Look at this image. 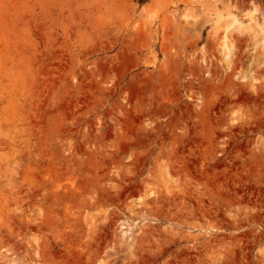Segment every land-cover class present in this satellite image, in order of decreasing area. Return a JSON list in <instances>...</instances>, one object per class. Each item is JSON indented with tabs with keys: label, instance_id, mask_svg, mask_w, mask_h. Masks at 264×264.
Returning <instances> with one entry per match:
<instances>
[{
	"label": "rangeland",
	"instance_id": "rangeland-1",
	"mask_svg": "<svg viewBox=\"0 0 264 264\" xmlns=\"http://www.w3.org/2000/svg\"><path fill=\"white\" fill-rule=\"evenodd\" d=\"M262 19L0 0V264H264Z\"/></svg>",
	"mask_w": 264,
	"mask_h": 264
},
{
	"label": "bare ground",
	"instance_id": "bare-ground-1",
	"mask_svg": "<svg viewBox=\"0 0 264 264\" xmlns=\"http://www.w3.org/2000/svg\"><path fill=\"white\" fill-rule=\"evenodd\" d=\"M107 2H108V1H107ZM189 2H190V1H189ZM195 2H196V0H195ZM215 2H216V1H214V3H215ZM222 2H223V1H222ZM224 2H225V1H224ZM237 2H238V1H237ZM237 2H236V3H237ZM227 3H229V2H227ZM107 4H108V3H107ZM185 4H186V3H185ZM192 4H194V3H192ZM205 4H206V3H205ZM232 4H234V3H232ZM238 4H239V3H238ZM105 5H106V4H105ZM198 5H199V4H198ZM210 5H211V4H210ZM210 5H209V7H210ZM230 5H231V4H230ZM230 5H227V6H230ZM239 6H240V5H239ZM211 7H212V6H211ZM229 8H230V7H229ZM209 11H210V10H209ZM211 11H212V10H211ZM213 11H214V9H213ZM184 12H185V11H184ZM191 12H192V11H191ZM217 12H218V10H217ZM217 12H216V13H217ZM229 12H230V11H229ZM232 12H233V11H232ZM242 12H243V11H242ZM186 13H187V12H186ZM208 13H209V12H208ZM192 14H193V12H192ZM199 14H200V13H199ZM210 14H211V13H210ZM226 14H228V12H227ZM220 15H221V14H220ZM220 15H219V14H218V16L216 15L217 17L215 16L214 18L216 19V18H218ZM224 15H225V14H224ZM228 15H229V14H228ZM251 15H252V14H251ZM183 16H184V15H183ZM183 16H182V17H183ZM203 16H204V14H203ZM205 16H206V15H205ZM249 16H250V15H249ZM220 17L223 18L222 15H221ZM165 18H166V17H165ZM206 18H207V17H205V19H206ZM254 18H255V17H254ZM257 18H258V17H257ZM260 18H261V17H260ZM194 19H195V18H194ZM212 19H213V17H212ZM219 19H220V18H218L217 21H218ZM229 19H231V18H229ZM166 20H168V19H166ZM187 20H188V19H187ZM195 20H196V19H195ZM213 20H214V19H213ZM220 20H221V19H220ZM220 20H219V21H220ZM255 20H256V19H255ZM204 21H205V20H204ZM206 21H207V23H208L209 21H210V23H211L212 20H210V18H209V19L206 20ZM206 21H205V22H206ZM215 21H216V20H215ZM215 21H213V22H215ZM217 21H216V22H217ZM229 21H230V20H229ZM229 21H227V22H229ZM260 21H262V24H261L262 26L260 25V23H259V24H250V25L248 26V28H250L251 30H253V36H254V38H255L256 35H258V36L261 35V36H262V39L264 40V19H262V20H260ZM221 22L224 23L223 21H221ZM232 22H233V24L235 23V27H236L237 29H241V30H242V27H241L242 25H241L240 23L237 24L239 21H238L235 17H232L230 23L232 24ZM217 24H220V25H221L220 22L217 23ZM217 24H214V25L212 24V26L214 27V26L216 25V26L218 27ZM231 24H230L229 26H232V27H233L234 25H233V24L231 25ZM183 25H184V24H183ZM204 25H205V24H204ZM204 25H203V26H204ZM236 25H237V26H236ZM201 26H202V25H201ZM203 26H202V27H203ZM221 26H224V24H222ZM229 26H228V27H229ZM235 27H234V28H235ZM200 28H201V27H200ZM225 28H226V27H225ZM214 29H215V27H214L213 29H210V31H211V30L214 31ZM226 29H227V28H226ZM226 29H224V30H226ZM228 29H229V28H228ZM216 30H218V28H216V29H215V32H213V33L215 34V36H216V34H217V36H216V40H215V43H217V42L220 41V42H219V46L222 47L225 51L230 52V51H229V50H230V46H229V44L227 43V42H229V40H228L229 35H225V34H224V32H226L227 30H226V31H223L222 34H220L219 32H216ZM219 30H220V29H219ZM235 30H236V29H235ZM199 31H200V30H199ZM201 31H202V30H201ZM221 31H222V30H220V32H221ZM236 31H237V30H236ZM238 31L240 32V30H238ZM230 32H231V31H230ZM246 32H249V31L247 30ZM213 33H212V35H214ZM249 33H250V32H249ZM219 34H220L221 36H220ZM241 34H242V33H241ZM250 34H251V33H250ZM218 35H219V37H218ZM247 35H248V34H247ZM184 36H185V39H186L187 41H189L188 39H190V40L193 42L192 44H195V42L197 43V41L199 40V36H200V34H199V32H196V31H184ZM207 36H209V34H208ZM227 36H228V37H227ZM241 36H242V35H241ZM258 36H256V37H257V39H260V40H259V42H260V41H261V36H260V38H258ZM210 37H212L211 34H210ZM207 38H209V37H207ZM236 38H237V37H236ZM249 38H250V37H249ZM213 39H214V38H213ZM213 39H212V40H213ZM239 39H240V38H239ZM255 39H256V38H255ZM257 39H256V40H257ZM181 40H182V39H181ZM209 40H211V39H209ZM212 40H211V41H212ZM250 40H251V39H250ZM182 41H183V40H182ZM207 41H208V39H207ZM211 41H210V42H211ZM231 41H232V40H231ZM254 41H255V40H254ZM262 42H263V41H262ZM190 43H191V42H190ZM190 43H188V44H190ZM208 43H209V42H208ZM212 43H213V42H212ZM212 43H211V44H212ZM250 43H252V42H250ZM250 43H249V44H250ZM192 44H191V45H192ZM231 44H232V43H231ZM231 44H230V45H231ZM252 44H254V43H252ZM185 45H187V44H185ZM208 45H209V44H208ZM213 45H214V44H213ZM192 46H193V45H192ZM214 46H215V45H214ZM250 46H251V44H250ZM253 46H254V45H253ZM253 46H252V47H253ZM238 47H239V46H238ZM247 47H248V46H247ZM257 47H258V46H257ZM259 47H260V46H259ZM241 48H242V47H241ZM223 49H222V50H223ZM232 49L234 50L235 48H232ZM251 49H252V48H251ZM216 50H217V49H216ZM224 50H223V51H224ZM253 50H254V49H253ZM234 51H235V50H234ZM234 51H233V52H234ZM227 52H226V55H228ZM235 52H236V51H235ZM261 52H262V51H261ZM202 53H203V52H202ZM202 53H201V54H202ZM206 53H207V52H206ZM219 53H220V52H219ZM263 53H264V52H263ZM220 54H221V53H220ZM223 54H225V53H223ZM230 54H231V53H230ZM208 55H209V54H208ZM221 55H222V54H221ZM229 57H230V55H229ZM194 58H195V57H194ZM233 59H234V58H233ZM239 59H240V58H239ZM261 59H262V58H261ZM261 59H260V60H261ZM230 61H231V60H230ZM254 61H255V60H254ZM252 63H253V62H252ZM258 64H259V63H258ZM211 66H212V65H211ZM249 84H250V83H249ZM252 89H253V88H252ZM256 221H257V220H256ZM245 236H246V235H245ZM258 238H259V237H258ZM260 238H261V237H260ZM250 250H251V249H250ZM262 252H263V251H262ZM246 254H247V253H246ZM263 260H264V259H263Z\"/></svg>",
	"mask_w": 264,
	"mask_h": 264
}]
</instances>
